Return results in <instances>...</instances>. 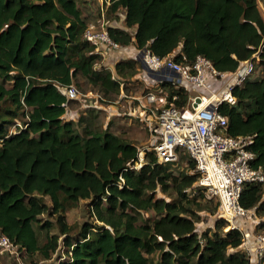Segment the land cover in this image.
I'll return each instance as SVG.
<instances>
[{
    "label": "trees",
    "instance_id": "obj_1",
    "mask_svg": "<svg viewBox=\"0 0 264 264\" xmlns=\"http://www.w3.org/2000/svg\"><path fill=\"white\" fill-rule=\"evenodd\" d=\"M109 8L123 10V27L106 26L122 46L134 42L159 57L177 51L174 59L183 62L202 55L221 72L254 56L264 70V20L256 0H110ZM86 25L77 0H0V232L22 246L31 263V256L49 259L61 240L59 264H249L239 229L224 230L225 221L217 219L211 231L197 230L188 191H203L194 186V171L175 174L173 163H159L151 150L135 169L136 144L108 127L87 125L82 135L63 117L72 100L60 86L81 75L104 93L119 91V78L140 62H116L119 78L113 77L84 39ZM159 83L168 103H187L184 87ZM232 94L235 104L218 106L227 133L251 137L252 164L264 169V77L247 78ZM26 115L27 126L9 133ZM263 193L264 184H248L240 202L258 212ZM79 200L89 201L97 222H83L71 235L65 212ZM42 214L55 217L56 233H49L53 224L41 222ZM35 225L46 230L43 243Z\"/></svg>",
    "mask_w": 264,
    "mask_h": 264
},
{
    "label": "built area",
    "instance_id": "obj_2",
    "mask_svg": "<svg viewBox=\"0 0 264 264\" xmlns=\"http://www.w3.org/2000/svg\"><path fill=\"white\" fill-rule=\"evenodd\" d=\"M101 1L105 4L102 2L100 5L97 19L87 22L83 37L102 56L110 50L122 52L126 47L111 39L106 28L105 11L110 0ZM139 53L141 61L147 68L143 69L149 70L147 73H154L157 77H151L153 80L167 81L182 87L185 86L182 81H187L194 89L200 91L189 96L187 103L181 107L173 102L168 103L162 94L152 91H148L143 99H139L141 108L153 115L156 121L157 139L149 150L153 151L159 163L177 164L181 153L187 154L194 163L193 171L196 174L194 186L215 200L216 216L226 223L224 230L237 228L242 231V249L249 257V264L252 253L258 260L257 264H263L261 259L264 255V233L254 232L252 228L244 230L237 226L234 220L236 216L249 218L252 214L251 208L241 204L240 196L246 185L264 184V169L255 168L252 164L256 154L248 148L251 137L228 134L227 117L218 110L222 102L235 104L233 87L242 84L251 75L258 58L253 56L243 60L233 72H221L202 55H197L191 62H183L176 61L171 55L159 57L149 48H143ZM229 74L231 81H228L223 91L218 94L213 90L207 76L222 79ZM60 88L68 100L76 99L82 94L75 84L63 85ZM176 97V94L172 95V99ZM27 119V115L24 120L16 119L9 126L8 132L12 133L26 127ZM145 150L147 149L139 151L138 161L133 168L138 169L142 166ZM249 238L253 240L251 246L248 245ZM61 243L60 240V246L53 253L54 256L60 248L62 249ZM59 255L55 259L56 264L65 259L63 251ZM1 256L11 258L16 264H36L26 262L25 249L2 232H0Z\"/></svg>",
    "mask_w": 264,
    "mask_h": 264
},
{
    "label": "rangeland",
    "instance_id": "obj_3",
    "mask_svg": "<svg viewBox=\"0 0 264 264\" xmlns=\"http://www.w3.org/2000/svg\"><path fill=\"white\" fill-rule=\"evenodd\" d=\"M102 2L103 1L101 0H77V4L87 22L95 21L97 19ZM104 4L105 3L103 2V5ZM256 4L264 20V0H256ZM109 5L110 4H108L105 11L106 25H123V10L121 9L117 12H112ZM139 51L140 50L138 49V52L135 53V50H133V53L129 56L132 57L130 59H136L139 55ZM121 53L122 55H126L125 57L129 54L128 51H122ZM110 62L105 64V60H102L104 67L111 70L113 77L118 79L119 77L115 73L114 67H112ZM229 76L231 75L229 74ZM260 77H264V70L258 62H256L254 71L248 79ZM119 79L121 80L119 91L104 93L98 87L90 85L83 76H76L74 84L78 87L82 94L78 98L69 102L66 114L63 115V117L65 119L74 118V126L82 135H85L87 125H91L93 128L108 127L112 132L120 135L125 140L136 144L140 150H149L157 139V133L155 130L156 121L153 115L148 114L147 111L141 108L139 99H143V96L148 91H152L159 95L164 94L165 89L159 82L157 83L148 75L147 71L143 69L140 62L129 76ZM228 81H231V79H228L225 84ZM6 85L8 86L9 84L6 83ZM83 112L86 113L84 114ZM80 116H86L85 120L78 122L77 120ZM169 166L175 174L193 171L191 168V160L185 153H181L180 160L177 164H170ZM188 192L192 199V202L189 205L195 211L196 215L197 230L199 232L205 229L211 231L215 220L218 219L216 216L215 200L208 198L207 195L201 191L197 192L189 189ZM158 195L171 200L176 199V195L173 192H167V194H161L158 192ZM262 197L264 198V193L262 194ZM261 205L262 206H260L261 208L258 212L253 211L252 213L251 211L252 214L249 218L236 216L234 220L235 224L242 227L244 230L251 229V225H253L251 220L255 219V214L259 215L264 212V200ZM145 216L151 217L152 213L149 211L145 214ZM40 218L41 222L47 220L53 224L49 233H56L54 216L49 217L47 214H42ZM65 220L71 226V235H75L77 233L83 222H97L91 213L88 200H79L75 205L69 208L65 212ZM35 229L37 231L39 242L43 243L46 239V230L40 228L39 225H35ZM251 230H253V228ZM61 246L62 249L60 248L57 254L55 256L53 254L49 259H41L38 256H31L30 260L35 261L36 264L53 263L56 257L61 253V251H63V243H61ZM155 256L156 254H154V257ZM0 264L16 263L11 258L0 257ZM251 264L253 263L251 262Z\"/></svg>",
    "mask_w": 264,
    "mask_h": 264
},
{
    "label": "crops",
    "instance_id": "obj_4",
    "mask_svg": "<svg viewBox=\"0 0 264 264\" xmlns=\"http://www.w3.org/2000/svg\"><path fill=\"white\" fill-rule=\"evenodd\" d=\"M122 23V22H120ZM123 24V23H122ZM120 27H123V25L119 24ZM127 50H124V51H128L129 54L127 55V57H125L126 55H122L121 52H116V51H109L105 54V56L103 57V59L105 60V64L107 62H110L112 67H114V65L116 64V62L120 61V59H130L132 57H129L131 56V54L133 53V50H135V53L138 52V49L136 48L134 42H132L129 46L126 47ZM121 53V54H120ZM174 54H177V51H175L174 53L171 54V56H174ZM120 56V57H118ZM208 77V80L212 83V88L214 91H217L218 94H220L221 91H223L224 87H225V82L228 80V79H231V76H227L225 78H222V79H216L210 75L207 76ZM155 81V80H154ZM158 83V81H156ZM183 82V85L187 94H188V97L189 96H192V95H195L196 93H200V91H197L196 89L193 88V85L187 81H182ZM187 87V88H186ZM162 97H164V99H166V92L164 91V94H162ZM167 100V99H166ZM84 114L86 112H83ZM66 114V113H65ZM64 114V115H65ZM73 120H75L74 118H72ZM109 122V121H108ZM264 200V198L262 197L260 199V202L262 203ZM254 209H252V213H253ZM259 217V218H258ZM255 219H252L251 220V223L253 222V225H251V228H253L252 231L254 232H260V233H264V212L262 214H255ZM256 220V221H254ZM253 244V240L252 238H249L248 239V245L251 246ZM242 249V248H241ZM243 250V249H242ZM2 257V256H1ZM3 258V257H2ZM6 258V257H4ZM257 259H256V256L254 253H252L250 255V264L251 262L253 264H256L257 263Z\"/></svg>",
    "mask_w": 264,
    "mask_h": 264
},
{
    "label": "water",
    "instance_id": "obj_5",
    "mask_svg": "<svg viewBox=\"0 0 264 264\" xmlns=\"http://www.w3.org/2000/svg\"><path fill=\"white\" fill-rule=\"evenodd\" d=\"M140 56H141V53H139L137 59L140 61L142 67L145 68V69H147V68L144 66L143 62L141 61ZM147 71H149V70H147ZM148 74H149L150 77L157 78V77L155 76L154 73L148 72ZM198 100H199V98L197 97V98H196V101H198Z\"/></svg>",
    "mask_w": 264,
    "mask_h": 264
}]
</instances>
